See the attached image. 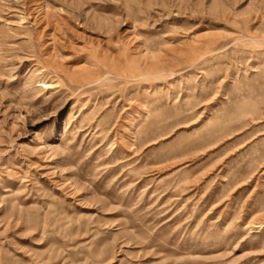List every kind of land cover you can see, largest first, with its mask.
I'll use <instances>...</instances> for the list:
<instances>
[{"label": "rangeland", "instance_id": "rangeland-1", "mask_svg": "<svg viewBox=\"0 0 264 264\" xmlns=\"http://www.w3.org/2000/svg\"><path fill=\"white\" fill-rule=\"evenodd\" d=\"M263 225L264 0H0V264H264Z\"/></svg>", "mask_w": 264, "mask_h": 264}, {"label": "bare ground", "instance_id": "bare-ground-1", "mask_svg": "<svg viewBox=\"0 0 264 264\" xmlns=\"http://www.w3.org/2000/svg\"><path fill=\"white\" fill-rule=\"evenodd\" d=\"M44 14V13H43ZM54 14H51V13H47L44 17H43V19L41 20L42 22V25H43V32L42 33H45L46 32V30H51V29H53L52 31H54V34L52 35V36H54L55 35V32H56V30L58 29V27L60 26V24H59V20H57L56 18H55V16H53ZM42 18V17H41ZM59 18V17H58ZM38 19V18H37ZM26 19L25 18H21V22H22V24H23V22L25 21ZM40 21V20H39ZM39 23V22H38ZM40 29V28H39ZM58 31V30H57ZM58 33V32H57ZM44 35L45 34H42V36L44 37ZM47 36H49V35H47ZM42 37V38H43ZM45 39H47V37L45 38ZM49 40H50V38H49ZM54 41V40H53ZM55 43H57L56 41H55ZM48 44H50L49 42L47 43V46H48ZM52 44V43H51ZM130 45V44H129ZM128 45V46H129ZM49 48V47H48ZM51 48V47H50ZM50 51H52V49L50 50ZM57 52V51H56ZM55 52V53H56ZM61 52V51H60ZM53 54V53H52ZM57 55H58V53H57ZM56 55V56H57ZM53 56V55H52ZM181 56V55H180ZM46 57V56H45ZM47 57H49V56H47ZM51 57V56H50ZM163 59V58H162ZM169 59V58H168ZM49 61H51V63H55V61H54V58L52 59V57L49 59ZM168 61V60H167ZM170 61V60H169ZM56 63H58V60H57V62ZM55 63V64H56ZM167 63V62H166ZM169 63H171V62H169ZM174 63V62H173ZM46 64V63H45ZM54 64V65H55ZM60 64V63H59ZM58 65V64H57ZM159 65H160V63H159ZM49 66V68H47V69H49V71L51 70L50 69V66H52L51 64H49L48 65ZM59 66V65H58ZM132 66H134L135 67V69H136V66H135V64H134V62H132ZM131 66V67H132ZM158 66V65H157ZM152 67H153V65H152ZM61 68V67H60ZM53 70H55V71H57L55 68H52ZM58 69V68H57ZM45 70V69H44ZM130 70V69H129ZM48 70L46 71V73L47 74H49L50 72H49ZM150 71H151V69H150ZM151 72H153V69H152V71ZM157 72V71H156ZM150 73V72H149ZM152 74V73H151ZM156 75V74H155ZM53 76V75H52ZM88 80V79H87ZM40 83V87L41 88H43V89H45V90H54V85H53V83H51L50 81H48L47 79H43L42 81H40L39 82ZM263 224V223H262ZM264 226V225H263Z\"/></svg>", "mask_w": 264, "mask_h": 264}]
</instances>
